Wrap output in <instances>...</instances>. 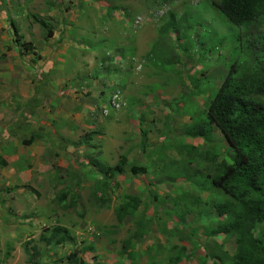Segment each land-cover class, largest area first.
I'll return each instance as SVG.
<instances>
[{
	"label": "rangeland",
	"instance_id": "1",
	"mask_svg": "<svg viewBox=\"0 0 264 264\" xmlns=\"http://www.w3.org/2000/svg\"><path fill=\"white\" fill-rule=\"evenodd\" d=\"M38 19L47 25V30L41 27ZM11 22L18 27V37L22 38L25 46H32V53L18 46ZM48 32H52L53 37H49ZM258 34H264V17L239 27L223 16L211 0H0V142L9 137L28 138L21 131L24 129L20 124L10 123L18 117L20 107L16 92L20 80L23 77L34 79L37 88H41V79L34 67L40 61H49L52 78L63 76L60 73L73 76V79L69 76L61 81L65 89H73L89 81L95 86H108V82H113L112 88L106 89L104 100L106 102L110 96L119 95L122 101L118 102L128 110L130 124H133L131 114L138 103L137 98L148 101L145 106L149 113L138 118L146 124L140 135L144 134L149 142L159 141L149 161L155 177L170 183L175 189L159 202L161 206L166 203L168 210L173 212L168 217L182 219L183 216L175 213L177 209L183 210L187 204L193 208L192 200L202 198L204 203L193 208L195 213L205 215V220L206 217L213 218L211 205L228 198L212 189L206 178L200 181L201 191L191 185L189 175L213 174L214 167H209L202 155L192 154L190 146L207 147L228 162L233 153L217 127H211L209 140H196L187 136L189 126L182 124L181 119L186 122L189 116L193 120L191 126L205 119L207 108L233 62H239L240 71L252 59L244 48L248 38ZM51 64L54 67L51 68ZM98 79L97 84L95 80ZM84 90L82 92H88L89 88ZM122 108L111 107V110L120 113ZM99 114L111 118V113L105 116L104 111L98 109L86 118L81 127L72 121L66 124L69 133L75 136V143H80L91 132H104L103 124L96 122ZM164 125L166 129H163ZM136 128L134 125L128 130L127 138L132 135L130 146L134 145L138 135ZM59 136L66 138L62 132ZM172 139L177 143L175 146ZM173 147L182 151L181 159L167 155ZM92 148L93 154H97L98 143H94ZM191 154L193 158L189 157ZM185 188L188 191H184ZM63 194L60 193L59 198ZM73 198L79 215L72 214L69 221L72 220L77 227L84 218L80 215L90 212V218L79 229L93 224L96 231L104 233L100 237L95 234L98 240L101 239L96 250L82 251L86 247L85 240H79L73 248L70 247L67 255L78 252L71 262L79 264L83 258L92 256L91 260L100 264L99 259L103 260L104 251L109 249L111 255L120 253L125 264L122 250L105 244L104 236L118 232V226L112 225V213L89 211L88 202L91 200L87 193L75 194ZM148 208L151 206L143 210L144 214ZM138 216L134 218L137 220ZM190 216L196 217L195 214ZM135 219L134 222L127 220L119 229L128 231L132 250L136 244L139 245L138 264H201L202 261L214 264L216 254L228 256H223L217 264H232L231 257L237 252L236 237L210 236L207 222L193 220L180 225L166 219L170 227L168 231L146 233L142 229L146 234L143 239L139 238L142 230ZM107 227L110 229L103 231ZM47 231L49 229L44 227L43 233ZM26 245L33 255L40 256L41 240L36 243L32 240ZM147 245L149 249H145ZM4 249L5 242H0V264L7 260H11L10 264H27L26 253L11 256L9 250L5 253ZM39 260L43 264L66 263V259H59L57 253L47 258L39 257Z\"/></svg>",
	"mask_w": 264,
	"mask_h": 264
},
{
	"label": "crops",
	"instance_id": "2",
	"mask_svg": "<svg viewBox=\"0 0 264 264\" xmlns=\"http://www.w3.org/2000/svg\"><path fill=\"white\" fill-rule=\"evenodd\" d=\"M48 63L49 61L44 60L34 66L39 72L36 75L41 79L40 89L37 88L34 79L23 77L16 92V101L20 108L18 117L10 124H20L24 129L21 131L28 138L24 140L9 137L0 142V242H5V253L9 250L8 245H10L11 256H15L19 252L25 253L27 242L35 240L36 243L43 235L50 236L56 227L66 228L76 242L85 240L86 246L98 249V241L101 239L98 240L96 237H100L104 232L96 231L93 224L87 225L86 228L82 226V229H79V226L86 224L85 220L90 218V212L80 215L84 218L76 227L69 219L72 214L79 215L76 212L77 207L69 209L63 207L65 204H69L78 193H87L89 196L91 200V203L88 202L89 211L100 214L112 213L114 220L112 225L118 226L116 228L118 232L115 233L116 235L104 236V239L106 246L113 249L117 247L118 251L123 249L122 242L124 243L129 237L128 231L122 232L123 229H119L127 220L123 224H119L115 215V209L125 202V196H129L130 199L138 198L141 201L140 209L136 212V215H139L137 220L134 217L128 218V220L134 222L135 219L137 226L149 227L152 224L150 233L161 230L168 231L170 227L167 225L166 219L182 225L183 218H169L168 214L173 212L168 210L166 203L164 206L159 203L175 190L170 183L157 179L154 169L151 168L149 156L159 141L150 140L149 142L143 137L144 134L140 135L146 124L141 118H138L143 117L144 113H149L145 106L148 101L142 100L140 97L137 98L138 103L134 105L133 115L131 114L133 124H130L127 109H123L120 104L123 111L115 113L110 107L111 96L108 101L104 100L106 89H111L113 82L105 81L108 82V86L104 84L95 86L92 81H89L85 85L65 89L61 81L69 76V79H73V76L60 73L63 76L52 78L50 75L52 70ZM50 67H54V64H51ZM108 78L112 79L111 76ZM99 80H95V83L98 84ZM85 88H89V91L82 92L85 91ZM119 100L122 101L120 97ZM98 109H102L105 116L111 113V118H104L99 114L96 119L98 124H103L104 132L98 133L99 135L95 136L89 144L86 143V138L80 143H75L73 141L75 136L73 133H69L66 124L72 121L81 127L86 118H89L90 114ZM187 117L186 122L185 120L183 122V119L181 122L190 127L193 120L189 116ZM134 125L137 127L138 135L135 137L134 145L130 146L132 135L127 138V133ZM92 129L90 126V130ZM163 129H166V126ZM59 132L65 134L66 138H61ZM144 133L146 134L145 131ZM171 142L174 146L177 144L174 139ZM94 143L99 145L97 154H93L92 145ZM200 149L208 150L207 147ZM181 153L182 151L173 147L167 155L171 158L181 159ZM99 154H101V163L111 168L116 167L122 157H126L127 165L124 171L122 173L113 172L112 179L104 181V174L100 168L93 166L90 162L91 156ZM218 155L221 158V154ZM131 165L145 167L147 172L133 175L130 171ZM103 184L106 185L103 187ZM190 187L192 186L190 185ZM186 190L188 191V188H185L184 191ZM104 191L109 194L105 197L111 200L107 205H103L95 198V193L102 194ZM60 193L69 194L65 203L58 201ZM147 206H151V209L149 207L147 213L144 214L143 210ZM193 220L206 222L205 219L198 216L188 215L185 217L187 223ZM44 227L49 229L46 234L43 233ZM109 229L110 227L103 228V231ZM179 230L177 231L179 232ZM42 244L38 249L40 257L47 258L57 253L59 259H66V263L62 264H76L69 262L68 257L71 254H66L70 247H74L73 243L67 242L64 246L59 247L47 245L44 242ZM146 247L145 249H149L148 245ZM132 251L130 260L127 255L122 254L126 259L125 264H138L136 256L140 254L139 245L136 244L134 250L130 252ZM102 257L103 260L99 259L100 264H123L120 253L111 255L109 249L104 251ZM91 259L92 256L83 258L81 261L84 264H95ZM10 261L7 260L1 264H10Z\"/></svg>",
	"mask_w": 264,
	"mask_h": 264
},
{
	"label": "trees",
	"instance_id": "3",
	"mask_svg": "<svg viewBox=\"0 0 264 264\" xmlns=\"http://www.w3.org/2000/svg\"><path fill=\"white\" fill-rule=\"evenodd\" d=\"M211 1L223 16L239 27L250 25L264 17V0ZM37 22L47 30V25L41 19ZM11 24L18 46L25 47L27 53H32V46H25L22 38L18 37V27L14 22ZM172 25L175 28L174 24ZM48 34L49 37H53L52 32ZM244 50L252 59L241 68V72L239 62L237 60L233 62L229 74L207 108L205 119L186 130L190 138L209 140L211 127H217L233 153L231 161L221 160L213 150L201 151L197 146H190L191 153L202 155L209 167H214V172L206 176L193 173L189 175L188 180L194 188L201 191L200 181L206 178L212 189L228 198L217 200L211 205L214 216L206 217V222L210 236L236 237L237 252L231 257L232 264H264V34L250 36ZM98 135L97 132L88 134L86 143L89 144ZM192 154L190 158H193ZM100 155L91 156L90 162L100 168L104 174V181L112 179L113 172L124 171L127 165L126 157H122L118 165L111 168L101 163ZM130 171L133 175H138L146 173L147 168L131 165ZM105 185L103 184V187ZM105 195L109 196L105 191L102 194L97 192L95 198L103 205H107L111 200ZM68 196L69 194H63L58 201L65 203ZM74 200L63 207L65 209L75 207ZM140 203L138 198L130 199L129 196H125V202L115 209L118 223L123 224L128 218L135 217L140 209ZM200 203H204L202 198H194L191 204L197 208ZM187 205L183 206V210L177 209L175 212L183 216V224H187L185 217L191 214L204 219L205 215L195 213L194 207L188 205V208ZM178 206L177 208L180 207ZM151 225L149 227L138 225V228L150 233ZM143 230L139 238L146 237ZM40 240L56 247L64 246L67 242L73 244L76 242L71 233L63 227H56L50 236L43 235ZM130 246L129 240H125L122 253L128 258L133 254L130 252L133 249ZM90 250H93L91 246L82 249V251ZM25 253L28 256L27 264H42L39 260L40 256L33 255L27 245ZM77 254V251L73 252L68 257V261L71 262ZM223 256L228 257L226 254L214 255L216 261L214 264L221 261ZM79 264L84 262L80 260ZM201 264L208 263L202 261Z\"/></svg>",
	"mask_w": 264,
	"mask_h": 264
},
{
	"label": "built area",
	"instance_id": "4",
	"mask_svg": "<svg viewBox=\"0 0 264 264\" xmlns=\"http://www.w3.org/2000/svg\"><path fill=\"white\" fill-rule=\"evenodd\" d=\"M118 101H119L118 95H114L111 98L110 106L115 108V109H119L120 108V103Z\"/></svg>",
	"mask_w": 264,
	"mask_h": 264
}]
</instances>
